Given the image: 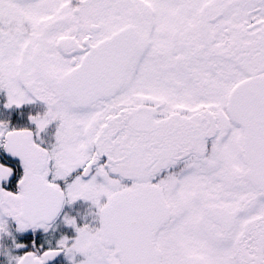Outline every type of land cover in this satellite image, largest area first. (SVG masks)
<instances>
[{
  "label": "snow or ice",
  "instance_id": "1",
  "mask_svg": "<svg viewBox=\"0 0 264 264\" xmlns=\"http://www.w3.org/2000/svg\"><path fill=\"white\" fill-rule=\"evenodd\" d=\"M0 264H264V0H0Z\"/></svg>",
  "mask_w": 264,
  "mask_h": 264
}]
</instances>
